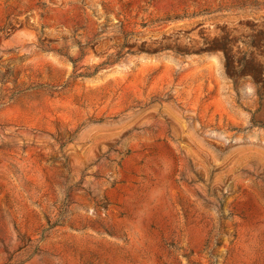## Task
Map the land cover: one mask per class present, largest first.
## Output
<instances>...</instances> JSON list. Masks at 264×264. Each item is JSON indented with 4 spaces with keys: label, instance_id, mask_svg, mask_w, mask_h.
Instances as JSON below:
<instances>
[{
    "label": "rangeland",
    "instance_id": "1",
    "mask_svg": "<svg viewBox=\"0 0 264 264\" xmlns=\"http://www.w3.org/2000/svg\"><path fill=\"white\" fill-rule=\"evenodd\" d=\"M245 64L264 0H0V264H264Z\"/></svg>",
    "mask_w": 264,
    "mask_h": 264
},
{
    "label": "trees",
    "instance_id": "2",
    "mask_svg": "<svg viewBox=\"0 0 264 264\" xmlns=\"http://www.w3.org/2000/svg\"><path fill=\"white\" fill-rule=\"evenodd\" d=\"M229 67L232 68L231 62H229ZM239 71H241L243 75H247L250 74L249 72H252L251 74L253 75L251 76H253L254 78L252 85L255 88V95L257 96L259 101L264 99V80L261 79V76L263 74L262 67L260 65L252 66V64H245L244 66L239 65Z\"/></svg>",
    "mask_w": 264,
    "mask_h": 264
}]
</instances>
